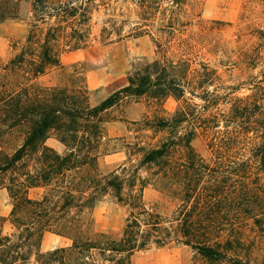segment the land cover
I'll list each match as a JSON object with an SVG mask.
<instances>
[{"label":"trees","instance_id":"1","mask_svg":"<svg viewBox=\"0 0 264 264\" xmlns=\"http://www.w3.org/2000/svg\"><path fill=\"white\" fill-rule=\"evenodd\" d=\"M92 2L0 0V22L18 18L22 3L28 19L23 40L0 58V188L11 205L0 264H133L134 251L169 243L204 264H264L263 80L236 95L239 86H219L207 64L188 78L184 61L169 64L173 75L153 61L91 105L83 72H65L61 55L86 44ZM50 73L59 81H41ZM147 94L171 95L178 106L167 117L132 121L130 139L106 137L107 111ZM6 136L21 140L6 150ZM198 137L207 155L194 148ZM117 148L126 161L101 171L99 158ZM149 185L159 198L146 205ZM106 196L124 209L116 232L96 227L94 210ZM47 232L69 244L42 251Z\"/></svg>","mask_w":264,"mask_h":264},{"label":"rangeland","instance_id":"2","mask_svg":"<svg viewBox=\"0 0 264 264\" xmlns=\"http://www.w3.org/2000/svg\"><path fill=\"white\" fill-rule=\"evenodd\" d=\"M26 10L27 5L22 3L18 18L0 22L1 59L9 55L13 41L23 40L28 28ZM90 11L86 44L77 49H65L61 61L65 72L70 71V65L83 72L91 105L128 84L130 78L136 79L142 68L153 61L166 65L171 75L173 70L169 64L184 61L188 64V78L194 70H201L202 64H207L220 78L219 86H239L236 95L250 93L248 88L259 79L264 85L263 65L259 61V57L264 58V0H181L179 3L173 0H93ZM59 78L50 73L41 81L56 83ZM177 106L178 102L171 95L128 98L107 111L106 137L130 139L134 134L130 128L132 121L144 116L167 117ZM3 140L2 146L11 150L21 139L6 136ZM111 143L120 146V141ZM205 143L202 137L192 142L196 150L207 155ZM47 144L57 151L63 149L54 138H49ZM124 161V151L117 148L99 158V169L115 170ZM142 198L149 205L159 198V193L149 185L144 187ZM10 208L7 192L0 188V231L3 234L11 230L7 221ZM94 216L98 229L116 232L123 223L124 209L106 196L94 210ZM68 244L69 240L63 236L47 232L40 249L48 251ZM130 260L133 264H204L194 257L190 248L175 243L151 244L134 251Z\"/></svg>","mask_w":264,"mask_h":264}]
</instances>
